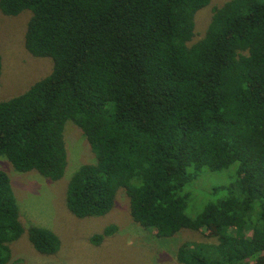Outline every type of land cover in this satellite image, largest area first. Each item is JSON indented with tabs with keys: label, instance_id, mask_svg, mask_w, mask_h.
<instances>
[{
	"label": "trees",
	"instance_id": "1",
	"mask_svg": "<svg viewBox=\"0 0 264 264\" xmlns=\"http://www.w3.org/2000/svg\"><path fill=\"white\" fill-rule=\"evenodd\" d=\"M209 2L0 0L4 15L30 11L23 45L52 61L46 76L0 100V155L58 180L70 120L94 154L66 186L74 216L107 214L121 190L133 222L157 237L188 229L214 239L181 243L179 264H264V0L214 6L193 41ZM232 165L229 182H207ZM194 193L201 206L190 216ZM116 230L110 223L89 241ZM24 232L41 254L60 248L52 230L24 229L0 169V264Z\"/></svg>",
	"mask_w": 264,
	"mask_h": 264
},
{
	"label": "rangeland",
	"instance_id": "2",
	"mask_svg": "<svg viewBox=\"0 0 264 264\" xmlns=\"http://www.w3.org/2000/svg\"><path fill=\"white\" fill-rule=\"evenodd\" d=\"M225 1L210 0L196 13L193 41L203 35L212 8ZM29 14L30 11L26 10L16 16H7L0 11V100L24 92L51 70L50 58L35 57L23 45ZM63 136L67 165L58 180L44 177L35 170L17 171L4 155H0V169L9 176L24 229L30 225L46 227L60 239L59 250L55 254L44 255L34 249L24 232L11 244V259L7 264H179L176 251L181 243L214 241L206 238L204 230L181 229L172 236L157 237L152 230L133 222L128 211V199L121 190L107 214L84 218L74 216L65 204L66 186L79 166L93 162L94 154L81 130L70 120L65 122ZM233 172L234 165L211 172L213 176L207 182L210 185L229 182ZM200 206L201 197L195 193L190 195L187 214L194 216ZM110 223L117 225L116 232L100 245L90 243V236L101 232Z\"/></svg>",
	"mask_w": 264,
	"mask_h": 264
}]
</instances>
